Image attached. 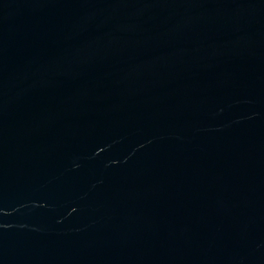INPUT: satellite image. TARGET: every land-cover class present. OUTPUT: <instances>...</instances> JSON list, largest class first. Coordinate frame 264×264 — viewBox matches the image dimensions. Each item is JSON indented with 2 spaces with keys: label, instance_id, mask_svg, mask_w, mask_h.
<instances>
[{
  "label": "water",
  "instance_id": "1",
  "mask_svg": "<svg viewBox=\"0 0 264 264\" xmlns=\"http://www.w3.org/2000/svg\"><path fill=\"white\" fill-rule=\"evenodd\" d=\"M0 264H264V0H0Z\"/></svg>",
  "mask_w": 264,
  "mask_h": 264
}]
</instances>
